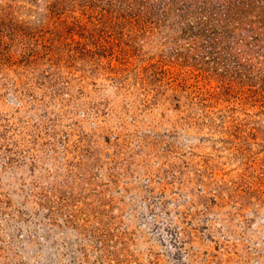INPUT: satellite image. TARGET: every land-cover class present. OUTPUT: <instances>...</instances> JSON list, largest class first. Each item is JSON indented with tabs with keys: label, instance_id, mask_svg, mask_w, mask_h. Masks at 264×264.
Segmentation results:
<instances>
[{
	"label": "rangeland",
	"instance_id": "rangeland-1",
	"mask_svg": "<svg viewBox=\"0 0 264 264\" xmlns=\"http://www.w3.org/2000/svg\"><path fill=\"white\" fill-rule=\"evenodd\" d=\"M0 264H264V0H0Z\"/></svg>",
	"mask_w": 264,
	"mask_h": 264
},
{
	"label": "trees",
	"instance_id": "trees-1",
	"mask_svg": "<svg viewBox=\"0 0 264 264\" xmlns=\"http://www.w3.org/2000/svg\"><path fill=\"white\" fill-rule=\"evenodd\" d=\"M215 13V12H214ZM211 16V15H210ZM209 17V14H207V18ZM207 18H205V19H207ZM205 22H208V19L205 21ZM208 31H209V27H204V28H202V27H198V29H197V34L199 35V36H201L202 35V33H206L207 32V34H208ZM210 32V31H209Z\"/></svg>",
	"mask_w": 264,
	"mask_h": 264
}]
</instances>
